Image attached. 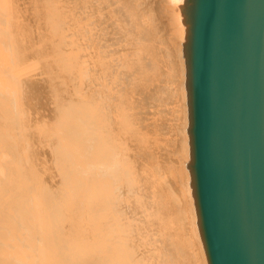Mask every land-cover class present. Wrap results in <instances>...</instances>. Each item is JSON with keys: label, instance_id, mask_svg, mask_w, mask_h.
Returning a JSON list of instances; mask_svg holds the SVG:
<instances>
[{"label": "bare ground", "instance_id": "obj_1", "mask_svg": "<svg viewBox=\"0 0 264 264\" xmlns=\"http://www.w3.org/2000/svg\"><path fill=\"white\" fill-rule=\"evenodd\" d=\"M166 0H0V264H206Z\"/></svg>", "mask_w": 264, "mask_h": 264}, {"label": "water", "instance_id": "obj_2", "mask_svg": "<svg viewBox=\"0 0 264 264\" xmlns=\"http://www.w3.org/2000/svg\"><path fill=\"white\" fill-rule=\"evenodd\" d=\"M182 27L185 185L206 264H264V0H166Z\"/></svg>", "mask_w": 264, "mask_h": 264}]
</instances>
